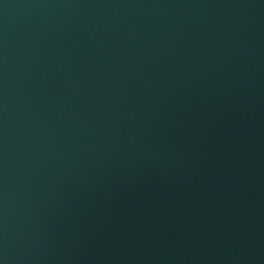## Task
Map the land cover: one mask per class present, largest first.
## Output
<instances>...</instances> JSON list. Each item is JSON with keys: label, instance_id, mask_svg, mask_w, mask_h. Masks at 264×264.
<instances>
[{"label": "water", "instance_id": "water-1", "mask_svg": "<svg viewBox=\"0 0 264 264\" xmlns=\"http://www.w3.org/2000/svg\"><path fill=\"white\" fill-rule=\"evenodd\" d=\"M0 264H264V0H0Z\"/></svg>", "mask_w": 264, "mask_h": 264}]
</instances>
